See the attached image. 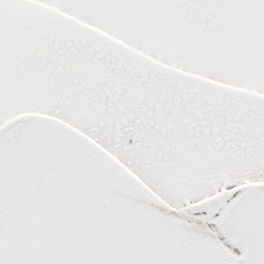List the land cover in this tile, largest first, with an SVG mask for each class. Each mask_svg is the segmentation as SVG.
<instances>
[{
  "label": "snow or ice",
  "instance_id": "obj_1",
  "mask_svg": "<svg viewBox=\"0 0 264 264\" xmlns=\"http://www.w3.org/2000/svg\"><path fill=\"white\" fill-rule=\"evenodd\" d=\"M0 264H264V0H0Z\"/></svg>",
  "mask_w": 264,
  "mask_h": 264
}]
</instances>
